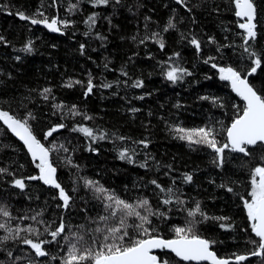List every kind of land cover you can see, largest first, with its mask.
I'll return each instance as SVG.
<instances>
[{"label":"trees","instance_id":"obj_1","mask_svg":"<svg viewBox=\"0 0 264 264\" xmlns=\"http://www.w3.org/2000/svg\"><path fill=\"white\" fill-rule=\"evenodd\" d=\"M69 3L76 0H56L55 4L52 0H0V36L4 38L0 41V110L29 119L36 137L45 147L53 149L49 159L57 169V180L72 198L67 209L58 207L62 205L58 189L41 180L27 179L39 175L38 161L33 162L23 145L0 122V168L8 169V173L0 174V206L16 218L9 221L10 225L22 228L31 225L43 232L44 224L19 219L37 213H41L38 220L56 221L58 225L63 217L68 225L58 237L59 243L43 246L49 256L36 257L28 245L10 239L0 246V264H13V258L18 256L24 259L15 264H27L28 260L34 264H60L59 259L51 257L66 254L63 236L82 232L80 225L96 227L93 220L104 214L103 203L84 186L80 177L98 181L129 202L147 197L154 209L168 214L164 220L151 217L166 239L174 238L173 227L185 226L191 219L187 210L199 201L209 217L225 216L230 220L196 223V234L214 241L210 248L219 258L249 254L255 246L247 241L258 238L251 232L241 197L249 199L251 169L264 166L261 160L264 145L252 147L250 156L226 149L223 164L218 165L212 149L190 145L170 131L174 125L190 129L211 124L219 132L216 136L219 143L227 142L224 129L236 115L233 105L242 108L243 102L233 94L227 81L220 80L218 69L211 65L233 66L242 70V76L253 66L240 47L243 30L238 23L243 21L234 15L231 0H185L184 5L173 0H121L117 5L111 0L107 6L95 7L90 0H80L79 10L73 13L67 11ZM255 4L258 35L252 46L262 55V65L248 78L256 89L264 92V0H255ZM40 11L49 19L58 17L72 23L60 26L58 34L40 24H31L30 19L19 18L23 12L30 18L43 19L37 14ZM92 13H98L99 18L91 33L85 35L89 29L84 21ZM170 17L176 27L163 32ZM153 32L163 36V49L152 40L139 43V39ZM97 33L106 39H97ZM193 37L201 42L199 52L190 43ZM210 38L215 42H210ZM29 41L32 52L21 51ZM81 44L85 45L83 54ZM175 53L179 56H174ZM208 57L215 59L206 64L204 60ZM177 62L191 75L172 83L164 73L169 64ZM90 78L95 87L85 96ZM136 80L143 81V86L133 87ZM70 81L82 83L65 87ZM106 83L112 86L103 87ZM46 87L52 90L50 97L55 100L42 98L41 92ZM212 98H219L220 103L213 104ZM54 103L65 107L54 109ZM73 105L92 119L66 114ZM29 113L35 118L28 117ZM61 123L64 128L44 138L46 131ZM79 125L92 128L97 136L105 132L108 137L93 142L72 130ZM119 136L126 139L121 141L117 139ZM143 140L148 141L146 148L135 143ZM122 148L134 150L133 163L119 158L118 151ZM67 157L71 158V164ZM145 162L147 167H140ZM184 174H190L192 181L186 182ZM14 179H24L25 188L15 187ZM153 179L165 189L178 190L177 195L185 203L163 205L161 201L166 194L150 183ZM222 184L233 191L220 187ZM5 220L0 216V222ZM221 223H231L232 228L222 229ZM4 234L0 230V236ZM82 234L90 242L91 235ZM21 236L36 239L26 232ZM40 239L51 237L44 233ZM8 251L13 258L8 257ZM155 254L162 255L170 264H188L166 250ZM241 264H264V258L250 257Z\"/></svg>","mask_w":264,"mask_h":264},{"label":"snow or ice","instance_id":"obj_2","mask_svg":"<svg viewBox=\"0 0 264 264\" xmlns=\"http://www.w3.org/2000/svg\"><path fill=\"white\" fill-rule=\"evenodd\" d=\"M53 4L56 0H52ZM80 0H76V3H69L67 11L73 13L79 10ZM177 4L184 5L185 0H176ZM93 7L97 5H109L111 0H90ZM121 0H115V4L119 5ZM234 5V15L241 21L238 23V27L243 30L242 44L240 47L243 49V55L248 56L252 60V67L247 70V74H241V69L233 66H218L216 63H212L213 68H217L219 72V78L222 81L229 82L231 89L236 95L243 101V107L233 105L236 110V115L233 117L230 126L226 131L227 142L222 145L216 139L219 132L209 124L204 127L196 128H185L180 125L171 126L170 131L176 133V138L188 142L190 145H205L212 149L216 153L218 165L223 164L224 152L229 149L232 152L242 153L245 156H250V149L255 146L264 145V92L256 89L251 84L249 76L257 72L258 68L262 65V55L257 53L252 42L257 39V6L255 0H231ZM43 19H37L35 17H28L23 12L19 13V18L22 20L30 19L31 24L38 25L44 24L52 32H60L61 27H68L72 21L61 20L56 17L49 19L44 15L42 11L37 13ZM98 13H92L89 15L84 23L88 25L89 31L85 35H89L92 29L96 26L98 19ZM146 20L150 19L148 17ZM109 23L111 20L109 19ZM176 27L173 18H169L167 24L163 28V32H167L170 29ZM96 38L100 40L106 39V37L96 34ZM183 38V37H182ZM133 41L137 40L136 36L132 37ZM4 38L0 36V41ZM147 40H152L157 43L161 49L165 47L163 36L159 32H153L151 35H145L139 39V43L143 44ZM210 42H215L211 40ZM190 43L196 47L199 52L201 48V42L193 37ZM221 47H227L222 45ZM81 52L85 45H80ZM31 41L24 46L21 51L32 52ZM220 48L218 47L217 51ZM174 56H179V53H175ZM19 59V57H17ZM172 59L171 57L169 58ZM215 57H208L204 60V63L214 60ZM107 67V65H105ZM123 75L127 76L126 72H122ZM166 79L172 83H176L182 80L185 75H191V73L178 62L169 64L168 69L165 71ZM73 83L80 84L81 81H74L65 84V87H72ZM105 88L111 87V84H103ZM133 87H142L143 81L136 80L132 84ZM95 85L90 78L88 80L85 96L89 95ZM50 88H44L41 92L43 99L48 100L49 98L55 100V97H50ZM141 99L143 97H140ZM201 99H209V97H201ZM213 104L220 103L219 98H212ZM223 107V104H220ZM65 107L61 104H53L54 109H61ZM179 107V105H177ZM137 111V109H133ZM72 116L83 115L85 120H90L92 117L86 113H80L76 106L73 105L67 109V113ZM28 117L34 119L31 113ZM0 121H3L7 128L21 140L24 146L27 148L28 153L31 155L33 162L36 163V167L39 169L38 176H29V180H41L44 184L50 185L58 189L59 199L62 201L63 207L67 209L70 206V200L72 199L65 191V189L58 182L56 177L57 169L53 166L49 159L50 152L53 149L47 148L33 133L32 127L29 123L28 118H19L10 115L8 111L0 110ZM64 124H58L51 127L44 133V138L52 136L54 132L59 128H64ZM73 131H79L86 137L91 138L93 142L97 139L103 140L108 137L105 132H100L99 136L96 135L92 128L79 125L72 129ZM117 139L123 141L126 138L123 136L117 137ZM135 143L143 144L146 148L148 141H137ZM64 151L63 145L60 146ZM134 150L128 148H122L118 151L120 159H127L130 163H133ZM68 163L71 164V158L67 157ZM264 161V156L261 157ZM22 167V166H21ZM78 167V166H77ZM140 167L146 168L147 163H141ZM170 167V166H169ZM8 173V169L0 168V174ZM11 174V173H9ZM167 174V173H166ZM84 183V186L93 191L96 199L101 200L104 207V214L99 215L93 220L96 224L95 228H86L85 225H80L79 228L82 232H72L71 236H63V240L66 242L67 252L62 257L52 256V259H59L60 264H170L169 260L165 259L162 255L154 254V250H160L164 252H170L178 257L181 261L196 262H208V264H230L229 259L219 258L217 254L210 250V245L214 241H210L205 238H201L195 232V224L205 220L215 219L217 221H229V217H209L202 209L199 201L195 203L194 208L187 210V216L190 217L186 221L185 226H175L171 229L174 233V238L166 239L160 235V229L153 225L151 217L155 216L161 220L167 219V212L161 211L159 208L154 209L147 197H140L132 202L120 198L114 192L106 189L98 181L88 179L86 177H80ZM184 180L186 182L192 181L190 174H184ZM160 193L166 194L162 199L163 205L169 204H180L183 205L185 202L180 199L177 195L178 190H174L172 187L165 189L157 180L153 179L150 181ZM13 184L15 187L23 190L25 188L24 179H14ZM220 187H226L227 191L232 192L231 187H227L222 184ZM75 190V189H74ZM249 199L241 197L243 200V206L247 214L249 227L254 236L258 239H251L248 243L254 245V249L249 253L251 256L264 258V166L257 165L251 169L250 177V191L247 193ZM41 213H37L31 217H20L21 220L31 219L39 224H44L43 232L38 228L31 225L22 228L20 225L12 227L9 221L16 219L12 216L11 212L3 206H0V216L6 218L5 222H0V230H3L4 235L0 236V246L5 245L10 239L13 241L19 240L24 245H28L35 253L36 257L49 256L50 253L45 250L44 245L52 244L53 242L59 243L58 237H61L65 233L68 225L66 224L63 217L60 218L58 225L56 221L47 223L42 220H38V216ZM201 217L200 221L196 220V217ZM132 221V222H130ZM138 221V222H137ZM55 225V227H53ZM222 229L228 230L232 228L231 223H221ZM22 232L30 233L35 236L36 239L27 238L21 236ZM88 233L91 235L90 242L85 238L82 233ZM44 233H47L51 237V240L40 239ZM235 264H241V262L248 259V255L233 254ZM8 257L13 258V253L8 251ZM24 259L23 257H14L13 264L15 261ZM27 264H34V261L28 260Z\"/></svg>","mask_w":264,"mask_h":264},{"label":"water","instance_id":"obj_3","mask_svg":"<svg viewBox=\"0 0 264 264\" xmlns=\"http://www.w3.org/2000/svg\"><path fill=\"white\" fill-rule=\"evenodd\" d=\"M173 1H175L176 2V0H173ZM177 3V2H176ZM56 18H58V17H56ZM239 19V18H238ZM240 20V19H239ZM40 26H42L43 28H45V29H48L44 24H40ZM49 30V29H48ZM56 33H61V31L60 32H56ZM228 83V85H229V88L231 89V86H230V84H229V82H227ZM231 91H232V89H231ZM233 92V91H232ZM233 94L234 95H236V93L235 92H233ZM237 96V95H236ZM238 97V96H237ZM242 101V100H241ZM243 102V101H242ZM4 126H5V128L9 131V133L11 134V135H13L22 145H23V147L25 148V150L27 151V148L24 146V144H23V142L21 141V140H19V138L18 137H16L8 128H7V125H5L4 123H3V121H0ZM230 126V125H229ZM226 138H227V136H226ZM27 153H28V151H27ZM29 154V153H28ZM30 155V154H29ZM31 156V155H30ZM202 238V237H201ZM172 239V238H171ZM210 250H212V249H210ZM156 251H158V250H154V254H155V252ZM213 251V250H212ZM242 255H248V258H250V257H255V256H251L250 254H242ZM178 258V257H177ZM222 258H224V257H222ZM179 259V258H178ZM225 259H229V261H230V263H235V261H234V258H225ZM192 263H195L196 264V262H192ZM201 263H207L208 264V262H201Z\"/></svg>","mask_w":264,"mask_h":264},{"label":"bare ground","instance_id":"obj_4","mask_svg":"<svg viewBox=\"0 0 264 264\" xmlns=\"http://www.w3.org/2000/svg\"><path fill=\"white\" fill-rule=\"evenodd\" d=\"M211 249V248H210ZM202 264V263H201ZM207 264V263H206Z\"/></svg>","mask_w":264,"mask_h":264}]
</instances>
